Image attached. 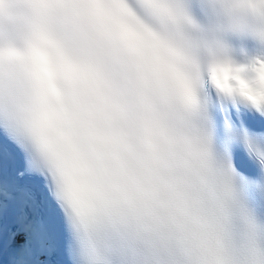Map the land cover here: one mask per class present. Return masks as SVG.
I'll use <instances>...</instances> for the list:
<instances>
[{
  "label": "clouds",
  "instance_id": "9594fccd",
  "mask_svg": "<svg viewBox=\"0 0 264 264\" xmlns=\"http://www.w3.org/2000/svg\"><path fill=\"white\" fill-rule=\"evenodd\" d=\"M209 28L219 96L264 115V0H0V131L60 204L73 264H264L233 152L264 173V134L218 139Z\"/></svg>",
  "mask_w": 264,
  "mask_h": 264
},
{
  "label": "snow or ice",
  "instance_id": "6c2138e0",
  "mask_svg": "<svg viewBox=\"0 0 264 264\" xmlns=\"http://www.w3.org/2000/svg\"><path fill=\"white\" fill-rule=\"evenodd\" d=\"M212 7L216 11V6ZM208 45L211 56L204 76L207 86L203 103L215 115L217 98H223L219 93L234 94L235 89L225 88L221 81L222 74L227 78L222 72L223 65L214 59L228 52L222 42V32L217 28H209ZM236 80L238 84L242 83L239 76ZM16 145L5 132L0 131V244L13 247L21 254H30L48 236L53 226L62 229L66 222L62 208L45 180L40 176L36 179L24 170L23 157ZM235 165L237 169L244 170L249 161L237 154Z\"/></svg>",
  "mask_w": 264,
  "mask_h": 264
}]
</instances>
